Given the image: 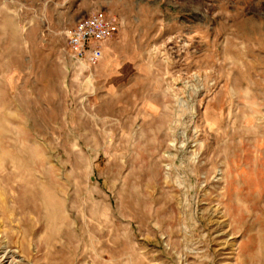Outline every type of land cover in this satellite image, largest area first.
Here are the masks:
<instances>
[{
	"label": "rangeland",
	"instance_id": "1",
	"mask_svg": "<svg viewBox=\"0 0 264 264\" xmlns=\"http://www.w3.org/2000/svg\"><path fill=\"white\" fill-rule=\"evenodd\" d=\"M94 13L87 65L67 36ZM6 251L264 264V0H0Z\"/></svg>",
	"mask_w": 264,
	"mask_h": 264
},
{
	"label": "built area",
	"instance_id": "2",
	"mask_svg": "<svg viewBox=\"0 0 264 264\" xmlns=\"http://www.w3.org/2000/svg\"><path fill=\"white\" fill-rule=\"evenodd\" d=\"M113 24L100 13L79 18L68 32L71 56L87 65L102 57V43L111 35Z\"/></svg>",
	"mask_w": 264,
	"mask_h": 264
},
{
	"label": "bare ground",
	"instance_id": "3",
	"mask_svg": "<svg viewBox=\"0 0 264 264\" xmlns=\"http://www.w3.org/2000/svg\"><path fill=\"white\" fill-rule=\"evenodd\" d=\"M50 195V194H49ZM47 196V195H46ZM14 254V253H13ZM3 264H14V258L12 256L11 251H6L4 255L1 257ZM1 262V263H2Z\"/></svg>",
	"mask_w": 264,
	"mask_h": 264
}]
</instances>
